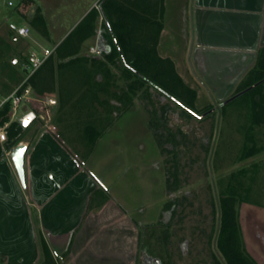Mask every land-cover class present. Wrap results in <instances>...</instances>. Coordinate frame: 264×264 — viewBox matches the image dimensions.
<instances>
[{
    "label": "rangeland",
    "instance_id": "374dc122",
    "mask_svg": "<svg viewBox=\"0 0 264 264\" xmlns=\"http://www.w3.org/2000/svg\"><path fill=\"white\" fill-rule=\"evenodd\" d=\"M98 1L0 0V100L23 82L29 71L24 69V65L28 63L30 51L39 53V46H56L86 11L93 6L99 7ZM175 11L172 9L171 15L179 19ZM37 17L44 21L42 25L32 23ZM9 22L27 25L30 36L16 37L8 29ZM165 22L163 18V28ZM182 25L181 21L174 19L167 31L162 32V28L157 52L171 59L168 54L173 50L172 61L178 64L177 71L184 76V69L180 65V47L184 37L170 33L180 31ZM102 31L99 18L95 34L83 43L80 55L97 54V45L103 40L105 44L106 37ZM169 36L173 43H170ZM103 52L98 56H103ZM108 66L112 73L108 94H100L102 99L110 103L109 111H106L107 125L101 128V135L90 152L69 145L63 136V120L67 115L58 109L57 91L45 96L35 95L32 91L24 105L20 106L17 116L24 114L25 107L27 111L37 114L36 119L27 125L29 128L22 141L29 143L32 149L47 135L53 143L51 149L71 157L84 173L92 170L104 176L107 187L112 190L113 199L129 209L130 231L125 251H129L131 257L136 256L145 245L152 253L161 250L189 252L187 256L181 255L179 264H188L189 258L193 264H213L212 255L221 259L216 249L221 192H234L235 183L241 200L237 204L238 214L240 203L252 202L264 206V127L254 126L247 137L246 130L250 123L245 102L248 97L239 96L222 105L230 96L215 98L197 82L186 83L197 93L195 105L191 109L195 112L193 114L153 87L148 88L149 98L145 96L142 87L137 90V95L132 96L131 101L125 103L123 99L129 90L121 74L122 65L115 60L114 63H108ZM96 78L103 80L101 75ZM84 102L85 110L99 113L97 110L101 106L97 103ZM162 108L167 110L166 125L178 141L175 146L165 141L167 133L162 127L158 131L162 132L161 140L164 142L159 146L151 126L153 109L159 113ZM85 110L80 113L85 115ZM77 113L74 111V118L65 122L71 123L69 127L72 125L74 132L77 131ZM174 165L178 167V186L175 188L170 184L169 188V182L173 181L170 173ZM238 182H241V186H238ZM74 184L69 188L73 190ZM173 199H177L179 205L176 216L170 217L162 208L165 202ZM160 219L164 222L168 219L173 221L168 227L170 238L166 245H159L156 241L165 226L159 227ZM155 228L157 231L153 234ZM150 235L152 238H149ZM241 237L239 234L236 236L240 248ZM117 248L115 246L113 252L120 251ZM132 261V258L126 260L128 264H132Z\"/></svg>",
    "mask_w": 264,
    "mask_h": 264
},
{
    "label": "crops",
    "instance_id": "0c3cea01",
    "mask_svg": "<svg viewBox=\"0 0 264 264\" xmlns=\"http://www.w3.org/2000/svg\"><path fill=\"white\" fill-rule=\"evenodd\" d=\"M164 11L162 32L174 19L183 24L170 32L184 37L180 65L187 79L177 71L183 81L197 82L215 98L229 97L264 45V0H165ZM24 143L22 186L10 158L16 145L0 140V264H45L42 239L55 264H128L129 209L101 188L92 170L84 173L71 157L51 149L47 135L36 148ZM238 222L247 253L264 264V206L240 203ZM115 246L120 251L113 252Z\"/></svg>",
    "mask_w": 264,
    "mask_h": 264
},
{
    "label": "trees",
    "instance_id": "16d2710c",
    "mask_svg": "<svg viewBox=\"0 0 264 264\" xmlns=\"http://www.w3.org/2000/svg\"><path fill=\"white\" fill-rule=\"evenodd\" d=\"M98 6V8L93 6L80 19L56 44L54 51L43 65L23 84V87L29 86L35 95L45 96L57 91L58 109L60 113L67 115L63 120V136L68 143L82 145L78 148L88 152L100 137L101 128L107 125L106 111H109L110 103L107 99H102L100 94H108L109 78L112 77L108 63L118 60L122 65L121 74L129 90V94L123 99L125 103L131 101L132 96L137 95V90L142 87L145 96H150L148 88L153 87L193 114L195 112L191 109L195 105L197 95L196 90L188 86L178 74L172 59L162 57L157 52L159 35L163 28L164 0H99ZM99 18L103 27L101 33L105 35L110 50L104 53L100 50V45H97V54L80 55L83 43L95 34ZM32 23L42 25L44 21L37 17ZM101 52L103 56H98ZM97 75L103 76V80H98ZM243 95L248 97L245 105L250 123L246 130L249 137V132L254 126L264 127V45L258 50L253 67L239 81L229 97L233 98L229 101ZM116 98L121 99L118 96ZM84 101H93L101 106L100 111L97 110L99 113L93 114L90 109L85 110ZM227 102L223 101L222 105ZM83 110L86 112L85 115L80 113L84 112ZM74 111H78L75 118L77 128L75 132L72 125L69 127L71 123H65L66 120L74 118ZM104 111L106 114H103ZM9 112L10 101H6L0 107V125L9 121ZM166 113L167 110L164 108L159 113L153 109L150 123L159 146L164 142L161 140L162 132L158 131L160 127L167 133L165 141L175 146L178 141L166 125ZM35 115L37 117V114ZM28 128L23 127L17 120L9 123L6 134L11 140L10 147L23 140ZM172 170L170 174L173 181L169 182L168 186L171 187L172 184L176 188L178 167L174 165ZM240 172L242 173L243 170ZM238 186H241V182H238ZM97 195L98 192L90 197V204ZM239 196L235 183L234 192H221L217 245L227 264H257L246 252L242 237L241 248L236 239L238 234L241 236L237 210V204L241 201ZM41 245L43 262L55 264L44 239L41 240Z\"/></svg>",
    "mask_w": 264,
    "mask_h": 264
},
{
    "label": "flooded vegetation",
    "instance_id": "af4514ba",
    "mask_svg": "<svg viewBox=\"0 0 264 264\" xmlns=\"http://www.w3.org/2000/svg\"><path fill=\"white\" fill-rule=\"evenodd\" d=\"M103 42H104V40H103ZM103 42L100 43V50H103V49L110 50V46L108 45L106 38H105V44H103ZM96 52H97V50H96ZM93 175L95 176V179L99 183L101 188L104 189L108 194L111 195L112 190H109V188L107 187L105 180H104V176L101 175L100 173H96V172H94ZM178 205H179L178 200L173 199L169 202H165L162 209H163V211L168 212L169 216L172 217V216H176ZM162 221H163L162 219L159 220V222H158L159 227H161L163 225H165V226L162 228V231L159 230L162 232V234L157 236L156 241L159 245H161V243H163L162 245H166L168 243L169 238H170L168 236V227L171 226L173 221H172V219H168L167 222H164V221L162 222ZM219 227H220V223H219ZM219 227H218V233H219ZM156 228H158V226ZM156 228L153 230V232H152L153 234H155V232L157 231ZM218 233L216 236V249L218 250V253L220 254L221 259L216 258L214 255H212V257L214 258L213 264H227V262L225 261L224 255L221 253V251L219 250L218 245H217ZM149 238H152L151 235L149 236ZM162 248L164 249L166 247H162ZM182 254H185L187 256V255H189V252L179 253V252H174V251H162L161 250V252L155 251L154 253H152L146 249L145 245H143L142 249L138 252V254L134 257H131V258L133 260L132 264H179V258L181 257ZM188 262H189L188 264H193V262H192V260H190V258H189Z\"/></svg>",
    "mask_w": 264,
    "mask_h": 264
},
{
    "label": "built area",
    "instance_id": "2783aa9c",
    "mask_svg": "<svg viewBox=\"0 0 264 264\" xmlns=\"http://www.w3.org/2000/svg\"><path fill=\"white\" fill-rule=\"evenodd\" d=\"M8 29L13 32L16 37L27 38L30 36V28L27 25H16L15 23L9 22ZM41 52L35 50L30 51L28 54V63L24 65V69L29 70L23 80V82L17 86L9 95L0 100V107L6 102L10 101V112L9 121L0 125V140L4 141L7 138L6 128L12 120H17L19 116L18 109L23 106L24 101L30 97L32 90L29 86L23 87L24 82L38 69L40 68L45 60L54 51V47L47 48L39 46ZM36 116V115H35Z\"/></svg>",
    "mask_w": 264,
    "mask_h": 264
},
{
    "label": "water",
    "instance_id": "95a60500",
    "mask_svg": "<svg viewBox=\"0 0 264 264\" xmlns=\"http://www.w3.org/2000/svg\"><path fill=\"white\" fill-rule=\"evenodd\" d=\"M235 97V96H234ZM233 97L224 101L227 102ZM23 108V107H22ZM24 114L18 117L17 121L23 127H26L35 117V113L33 111H27V108H23ZM27 149V144L24 142H20L16 144V146L10 152V158L13 162L14 168L16 170L17 176L22 186H25V178H24V155Z\"/></svg>",
    "mask_w": 264,
    "mask_h": 264
}]
</instances>
